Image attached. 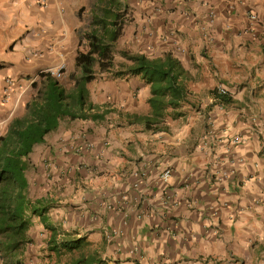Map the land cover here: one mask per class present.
<instances>
[{"label":"crops","instance_id":"1","mask_svg":"<svg viewBox=\"0 0 264 264\" xmlns=\"http://www.w3.org/2000/svg\"><path fill=\"white\" fill-rule=\"evenodd\" d=\"M123 2L119 48L173 53L198 109L184 106L159 133L60 122L28 157L24 193L51 209L45 223L33 218L19 259L31 252L42 264L54 228L85 237L108 264H264V0ZM90 3L0 0V137L37 95L40 74L74 70ZM89 89L95 104L149 113L139 79Z\"/></svg>","mask_w":264,"mask_h":264},{"label":"trees","instance_id":"2","mask_svg":"<svg viewBox=\"0 0 264 264\" xmlns=\"http://www.w3.org/2000/svg\"><path fill=\"white\" fill-rule=\"evenodd\" d=\"M88 11L86 26L80 32L75 70L61 81L47 74L34 83L37 95L26 103L25 115L15 118L0 137V258L2 264H22L26 236L33 218L46 221L51 206L31 202L24 193L28 157L47 135L56 132L60 122L143 124L145 132L167 130L168 120H177L188 106L198 109L190 89V75L173 53L162 56L120 49L124 19L128 9L123 0H91L79 12L81 21ZM122 25V26H121ZM139 79L148 89V115L124 114L108 104L90 101L89 86L97 80ZM219 104H228V95L214 92ZM114 125L113 128H116ZM50 235L43 249L42 264H108L91 248L85 237L47 228ZM61 236V238H59ZM63 236V237H62ZM12 256V262L8 258Z\"/></svg>","mask_w":264,"mask_h":264},{"label":"clouds","instance_id":"3","mask_svg":"<svg viewBox=\"0 0 264 264\" xmlns=\"http://www.w3.org/2000/svg\"><path fill=\"white\" fill-rule=\"evenodd\" d=\"M82 26H83V25H82ZM81 28H82V27H81ZM74 70H75V66H74ZM74 70H73L72 72H74ZM72 72H67L66 65H61V66H60L58 69H56V70H48L47 72H44V73H42V74H47V75L51 76L52 78L61 81V80L65 79V78L67 77V73L71 74ZM42 74H40V75H42ZM69 74H68V75H69ZM39 78H40V77H39ZM40 82H41V78L39 79L38 84H39ZM36 90H37V89H36ZM33 96H35V95H31L30 98H29V100H30L31 97H33ZM29 100H28V101H29ZM28 101H27V102H28ZM27 102H26V103H27ZM216 102H217V101H216ZM25 107H26V104H25ZM24 115H25V112H24ZM24 115H23V116H24ZM23 116H20V117H23ZM15 118H18V117H15ZM15 118L11 119L10 124H11V122H12ZM10 124H8V127H9ZM0 263H1V258H0Z\"/></svg>","mask_w":264,"mask_h":264},{"label":"rangeland","instance_id":"4","mask_svg":"<svg viewBox=\"0 0 264 264\" xmlns=\"http://www.w3.org/2000/svg\"><path fill=\"white\" fill-rule=\"evenodd\" d=\"M87 19H88V12L86 13L85 18L83 19L84 21H82V22H83V26H86ZM68 74H69V73H67V75H68ZM31 255H32V256H31ZM7 257H8V256H7ZM33 258H35V256H33V254L30 252V254L27 255V256L24 258V260H25L26 264H33V262H34ZM11 260H12V259H11ZM18 260H19V261H21V260L24 261L23 258H21V259L18 258ZM11 262H12V261H11Z\"/></svg>","mask_w":264,"mask_h":264},{"label":"built area","instance_id":"5","mask_svg":"<svg viewBox=\"0 0 264 264\" xmlns=\"http://www.w3.org/2000/svg\"><path fill=\"white\" fill-rule=\"evenodd\" d=\"M253 19H255V17H253ZM221 94H224V91H222ZM163 177H164V180L167 182L171 178V172L170 171H166L164 173Z\"/></svg>","mask_w":264,"mask_h":264}]
</instances>
